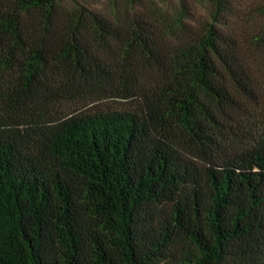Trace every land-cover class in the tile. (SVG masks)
Masks as SVG:
<instances>
[{"label": "trees", "instance_id": "trees-1", "mask_svg": "<svg viewBox=\"0 0 264 264\" xmlns=\"http://www.w3.org/2000/svg\"><path fill=\"white\" fill-rule=\"evenodd\" d=\"M199 1L0 0V264H264V32Z\"/></svg>", "mask_w": 264, "mask_h": 264}, {"label": "rangeland", "instance_id": "rangeland-1", "mask_svg": "<svg viewBox=\"0 0 264 264\" xmlns=\"http://www.w3.org/2000/svg\"><path fill=\"white\" fill-rule=\"evenodd\" d=\"M161 6L171 16L176 9L177 0H149ZM192 10L202 18L208 15L210 4L199 0H186ZM227 24L244 36L261 35L264 32V0H237L232 14L226 17Z\"/></svg>", "mask_w": 264, "mask_h": 264}]
</instances>
